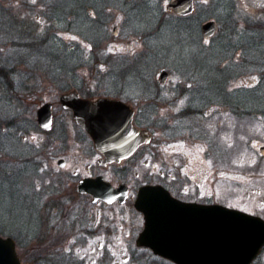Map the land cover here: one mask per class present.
<instances>
[{
  "label": "rangeland",
  "instance_id": "obj_1",
  "mask_svg": "<svg viewBox=\"0 0 264 264\" xmlns=\"http://www.w3.org/2000/svg\"><path fill=\"white\" fill-rule=\"evenodd\" d=\"M47 1L51 0H22V7L26 9H22L21 13L31 12L29 18L36 25L38 23V26H43L46 21L39 11L45 10L43 5ZM106 1L98 0V5L101 3L105 13L102 18L107 21L111 34L104 47L117 55L118 62L127 60L129 66L132 58L126 57L138 58L149 47H145L143 38L129 31L124 8ZM126 1L130 4L135 0ZM154 1L165 12V5L169 0ZM19 2L20 0L15 2L14 10L19 9L16 4ZM195 2L192 19L198 25L199 32L201 24L209 19L218 24V30L212 39L201 40L204 46L212 49L207 51L201 46L194 23L189 28L195 34L193 40H188L187 32L181 33L180 40L172 39L175 33L170 26L164 24L149 39L157 49V61H162L151 72L152 86H146L142 93L141 87L133 80L132 71L127 72L126 82L118 81L124 83L121 91L125 95L120 97L119 94L118 98L135 109L139 121L144 126L148 124L146 128L152 134L149 147L130 161L127 167L118 169L112 164H98L100 154L90 137L74 123L71 112L58 104V96L53 89L47 83L44 84V91L40 94L42 99L37 98L28 104L29 116L24 118L26 120L21 122L22 125H17L19 130L22 129L18 135L30 153L26 155V159H31L33 165L37 164L36 170L34 168L28 171L29 174H21V188L15 189L9 182H3L4 188H0L1 231H4L5 226L8 231L6 233L17 236L15 230H21L17 227L19 224L24 228H33L34 222L25 215L22 207H26L27 203L35 205L40 201H62L64 211L58 216L64 222L60 227L62 226L63 233L67 230L70 233L62 243L50 247L53 253L47 256L49 260L55 262L58 258L66 259L67 264L73 261L77 264H136L131 261L130 256L136 248L135 239L143 227V216L134 209L133 201L138 187L146 183L162 184L183 200L221 203L264 218V154L260 152V147L264 145V80L261 88L249 91L259 83L263 70L239 71L237 66L245 63L240 62L237 49L234 54L230 53L231 48L235 51L234 43L238 38L233 34L247 30L248 24H264V0ZM32 8L36 11L33 12ZM146 9L154 14L152 7L150 9L147 5ZM157 11L158 9L155 10ZM130 17L131 24L139 29L148 28L154 22L140 3L133 9ZM113 27L117 28L116 34H113ZM58 30L57 36L64 42L69 44L78 41L67 30ZM228 31L233 36L229 37ZM227 43L230 45L229 54L220 56L222 47ZM260 45L264 60V40ZM85 49L88 47L85 46ZM86 54L89 57L87 52ZM231 61L233 64H230ZM229 64L231 69L227 67ZM145 67L147 70L148 66ZM162 69L168 70L169 76L165 83L160 84L157 77ZM95 70H83L91 84L87 92L95 93V85L100 84V77L97 81L93 80V76L97 75ZM98 96L104 95L98 94L91 98ZM45 101L53 103L54 127L50 132L36 129L35 126L33 128L36 109ZM226 102H237L239 105L235 104V108L230 105L232 103ZM195 109H201V112L198 113ZM9 134V140L13 139L14 130ZM0 152L3 160L0 161V177L7 175L9 181L13 170L16 171L13 166H20L22 162L14 164L17 160L12 156L14 152H4L3 149ZM36 154L38 157L42 156L41 162L35 158ZM60 158L64 160L62 167L57 164ZM31 164L32 162L28 167ZM97 174H102L114 185L126 183L129 187L128 202L111 205L100 201L92 203L90 197L79 195L77 181L84 176ZM32 182L36 184L34 187ZM29 188L35 191L44 189L42 198L30 196ZM68 204L75 211L82 212L79 217L74 218L73 214L61 216L65 210H69ZM43 235L45 231L34 241L38 242L41 250L46 247L47 241L41 240ZM29 247L30 245H26L25 253ZM34 262L40 264L39 260ZM257 264H264V250Z\"/></svg>",
  "mask_w": 264,
  "mask_h": 264
},
{
  "label": "trees",
  "instance_id": "obj_2",
  "mask_svg": "<svg viewBox=\"0 0 264 264\" xmlns=\"http://www.w3.org/2000/svg\"><path fill=\"white\" fill-rule=\"evenodd\" d=\"M16 1L0 0V121L2 122L0 123V149H3L4 152L8 150L10 153H15L12 155L17 159L14 164L22 163L20 166H13L16 171L13 170L12 177L9 176V181L7 175L4 178L0 177V188L2 189L4 188L3 182H9L10 186L15 187V189L16 187L21 188V174H29L28 171L34 170V168L36 170L37 164L33 165L31 159H26V155L30 153L27 146L22 143L20 135H18V132L22 129L19 130L20 128L17 125H22L21 122L26 120L24 118L29 116L28 104L37 98L42 99V95L40 97V94L44 91L45 83L49 85V88L53 89L56 96L63 91L77 89L84 97H92L98 94L113 97H119L120 94L121 97V95H124L123 91H121L124 83L118 81L123 80V82H126L125 76L128 75L127 72L132 71L134 72L133 80L143 90L140 91L144 93L146 86L148 88L152 86L150 79L152 70L162 62L157 61V49L150 43L149 39L164 24L170 26L171 30L175 33L172 39L180 40L182 38L181 33L187 32L189 35L188 40H193L195 34L189 28L194 23L197 26V40L201 46L207 51L212 49L201 43L202 37L198 25L192 19L193 15L181 17L167 14L161 10L160 6L155 4L154 0H135L130 4L126 0H121L120 3L103 0V2L121 5L124 8L127 15L128 27L130 28L129 31L143 38L145 47H149V50L138 58L134 56L126 57L132 58L131 65L128 66L127 60L118 62L117 55L107 51V48L104 47L105 43L111 38V34L108 30L107 21L102 18L105 16V13L101 3L98 5V0L47 1L43 5L45 10L43 12L39 11L46 21L43 26H38V23L36 25L33 19L29 18L31 12L26 14L21 13L22 9H26L22 7V0L16 3L19 9L14 10ZM139 3L154 21L148 28L139 29L138 26L131 24V12ZM147 5L150 9L152 7L154 14L148 12L149 10L146 9ZM28 9L31 8L29 7ZM34 9L32 8L33 12L36 11ZM36 9L41 10V8ZM156 9H158L157 12H155ZM58 29L67 30L78 41L69 42V44L64 42L61 37H58L59 35L57 36ZM242 32H240L242 34H233L236 38L238 37L236 43H234L235 51L232 48L230 51V45L227 43L225 47H222L220 56H227L225 53L229 54V51L234 54L237 49L240 62L242 64L245 63V65L237 66L239 71L252 69L259 72V70H263L259 83L256 87H252L249 90L253 91L261 88L264 83V60L262 59L263 51L260 45L264 40V24H248V29ZM228 33L229 37L233 36L230 31ZM81 43H85V45ZM85 46L88 49H85ZM4 48H6V51H4ZM86 52L89 54V57ZM126 55L129 56V54ZM231 63L233 64L232 61ZM230 64L227 66L229 69L232 67ZM145 66H148L147 70ZM85 68L89 71L98 70H95L97 75L93 76L94 81H97L100 77V84L95 85L96 88L93 89L95 93L86 91L90 88L91 84L88 76H85L86 74L83 71ZM147 76L149 77L148 79H146ZM226 103H232L230 105L235 108L237 107L235 104H238L237 102ZM242 108L245 109V107ZM248 109L250 110V108ZM195 110L198 113L201 112V109ZM136 123L144 126L138 118H136ZM147 125L145 124L144 127H148ZM34 126L36 129H39L36 123H34L33 128ZM12 130H14L13 139L9 140L8 137L11 135L9 132ZM0 155H2L1 152ZM35 156L38 162L42 161L40 159L41 155L40 157L37 154ZM0 161L3 160L0 158ZM31 162V166L28 167ZM8 163L13 162L8 161ZM32 184L33 187L36 185L35 182H32ZM43 190L42 188L38 191L32 190V188L28 189L30 196L34 197L36 195L39 198H42ZM23 203L25 202L23 201ZM56 203L52 201H40L35 205L27 203L26 207L22 206L25 215L29 217L30 221L34 222L32 229H29L27 226L24 228L19 224L17 227H20L21 230H18V232L15 230L18 233L17 236L6 233L8 231L5 226L3 227L4 231L0 230L2 235H10L15 239L17 250L23 262L38 264L34 261L38 262L39 260L40 264H67L65 262L66 259L62 260L58 258L53 262L48 258L53 253L50 247L54 244L62 243L70 233L68 230L63 233V228L62 226L60 227L64 219L61 221L58 215L64 211L62 209L64 202L57 201ZM67 206L69 210H65V213L61 214V216L73 214L74 218H77L82 213L72 209L73 207L70 204ZM47 229L48 231H46ZM43 231H45V235H43L41 240L47 239V241L45 242L46 247L41 250L38 242L35 243L34 241ZM31 242H34V244ZM26 245H30V247L25 253ZM144 254L145 257H143ZM44 256L46 257L44 258ZM130 259L136 264H157V262L174 264L167 259L154 255L146 248H134ZM259 260L260 255L251 264H257ZM71 264H77V262L73 261Z\"/></svg>",
  "mask_w": 264,
  "mask_h": 264
},
{
  "label": "water",
  "instance_id": "obj_3",
  "mask_svg": "<svg viewBox=\"0 0 264 264\" xmlns=\"http://www.w3.org/2000/svg\"><path fill=\"white\" fill-rule=\"evenodd\" d=\"M178 15L194 10L193 0H171L165 7ZM216 29L214 20L201 25V32L210 37ZM114 28V32H115ZM168 72L159 79L165 82ZM60 104L73 111V119L91 137L94 146L103 154L100 164L119 161L132 154L141 143L150 139L147 130L132 123L133 110L125 102L108 97L89 100L75 90L60 95ZM52 104L46 102L37 109V122L49 129ZM264 153V146L260 147ZM59 160V165H63ZM78 191L92 196V202L101 199L107 203L123 202L128 188L114 187L103 176L84 177L78 182ZM135 207L143 213L144 227L136 244L149 247L155 254L178 264H250L264 244V219L259 216L220 204H202L180 201L160 185L139 188ZM0 264H21L15 241L0 236Z\"/></svg>",
  "mask_w": 264,
  "mask_h": 264
}]
</instances>
